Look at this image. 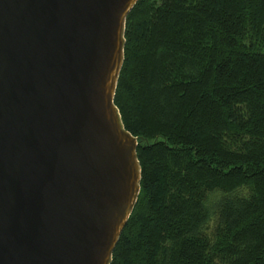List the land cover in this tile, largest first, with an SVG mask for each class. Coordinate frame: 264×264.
<instances>
[{
	"label": "trees",
	"instance_id": "trees-1",
	"mask_svg": "<svg viewBox=\"0 0 264 264\" xmlns=\"http://www.w3.org/2000/svg\"><path fill=\"white\" fill-rule=\"evenodd\" d=\"M125 38L142 177L111 264H264V0H139Z\"/></svg>",
	"mask_w": 264,
	"mask_h": 264
},
{
	"label": "water",
	"instance_id": "water-1",
	"mask_svg": "<svg viewBox=\"0 0 264 264\" xmlns=\"http://www.w3.org/2000/svg\"><path fill=\"white\" fill-rule=\"evenodd\" d=\"M139 0H0V264H111L138 200L115 95Z\"/></svg>",
	"mask_w": 264,
	"mask_h": 264
}]
</instances>
